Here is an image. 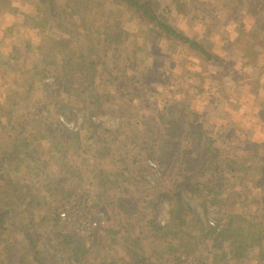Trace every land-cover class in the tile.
<instances>
[{"label": "rangeland", "instance_id": "374dc122", "mask_svg": "<svg viewBox=\"0 0 264 264\" xmlns=\"http://www.w3.org/2000/svg\"><path fill=\"white\" fill-rule=\"evenodd\" d=\"M92 1L102 8L59 0L62 27L35 14L37 0L0 10V259L38 264L28 233L46 264H264V0H158L217 65ZM76 11L103 14L91 36L74 35ZM50 35L74 38L70 52L91 46L98 75L66 91L70 52L43 61ZM231 213L260 239L241 257L246 242L220 235Z\"/></svg>", "mask_w": 264, "mask_h": 264}, {"label": "trees", "instance_id": "16d2710c", "mask_svg": "<svg viewBox=\"0 0 264 264\" xmlns=\"http://www.w3.org/2000/svg\"><path fill=\"white\" fill-rule=\"evenodd\" d=\"M85 2H88L86 5L89 6L90 4L95 8L98 9V7L102 8L100 2L92 1V0H84ZM112 2L117 3L119 5H122L126 11L131 12L132 17L139 19L141 22H149L153 24V30L157 31V33H160V35L166 37L168 40L172 41L173 43L181 42L183 45L189 47V49L200 58V60L204 64H216L220 61V56L218 53L213 51L211 48L206 46L202 41L193 38L186 34L183 30L179 29L176 25L172 24L163 14L160 12V2L158 0H112ZM12 0H0V10L2 8H10L12 7ZM184 4V3H182ZM36 15H42L48 25L50 19L58 20V26L62 27L64 26L63 24V18H61V14H59V10L61 9V6L59 4V0H37L36 4ZM99 10V9H98ZM91 11V10H90ZM91 13V12H90ZM56 14V15H54ZM79 12L72 13L70 16L71 17H77ZM59 16V17H58ZM103 16L102 13H99L98 15L94 16H79L78 15V22L79 24H75V34L74 35H79L81 37V29L85 31L84 33L87 32V36H91L92 33L95 31L93 28L95 24L98 22V20L101 19ZM116 17V15H114ZM91 17V18H90ZM121 17V16H120ZM35 19V16H34ZM87 25H90L91 28ZM57 26V27H58ZM35 27V26H34ZM56 29V28H55ZM54 29V31H55ZM69 29V28H65ZM69 32V31H68ZM100 33V31L98 30ZM74 39V38H73ZM72 38H65V36L59 35L57 37L55 36H49L48 40L45 41L44 43L42 42L40 44V50H41V56L43 61L48 60L49 57L55 59L54 55V49L60 47L62 53H67L70 52V49L72 47ZM89 42V41H87ZM82 44V41H80V45ZM51 47V51H49V48ZM17 49H13V52H11L10 55H8L7 58L10 59V61L13 63L14 66L21 62V57L19 56V48L16 47ZM62 49H65L66 51L63 52ZM88 51V52H87ZM28 51H26L27 53ZM87 52V53H86ZM93 52V49L91 46L89 48H86L82 51L80 49H75L73 52H70L69 55L66 57V59L63 60V64L61 65V75L60 77L64 79V86L65 90L69 92L77 91L79 84L77 86L75 83H77L78 80L80 79H89L90 76L93 75V77L97 76L98 73L96 71V64L100 63L99 58H93L91 56V53ZM53 56V57H52ZM1 53H0V60L1 58ZM92 58V59H91ZM51 61V60H49ZM105 63L102 59L101 64ZM17 70H22V67H20ZM80 75L76 76V75ZM82 77V78H81ZM33 87V84L30 85L28 91ZM52 85H46V91H50V88ZM10 95L7 96V94L4 95V97H9ZM16 102L14 101V105ZM7 108L6 112H4L2 115L6 116L7 114L12 113V109L8 110ZM2 111V109H0ZM6 126V122H1L0 121V127ZM77 134V133H75ZM59 138H56L54 141L56 143L59 141ZM24 142L26 141L27 143L29 142L26 140V138L22 139ZM60 144V141L58 142V145ZM9 186L6 187L7 190H5V194L9 193L8 190L10 191L11 186L13 184V179L11 176H9ZM72 195V194H71ZM2 199V197H0ZM179 203V202H177ZM179 209L178 211L181 213L182 209L185 207L183 202L179 203ZM186 208V207H185ZM179 212H176L173 214L174 218L181 217V214ZM7 210H4L0 207V243H1V236L3 235L4 231L6 230V218H7ZM57 217L59 218V213L56 214ZM179 215V216H178ZM197 217V214H195ZM194 216V218H196ZM228 224L221 229L220 235L224 240H232L235 242V244L239 245V242L245 241L246 243L244 244L241 253L239 254L240 257L244 255L248 248L252 245H255L254 239L257 240V242H260L259 237L255 238L257 233V229H255L254 223L246 216L240 213H231L228 215ZM184 222V221H182ZM246 235H254L253 239L250 240L247 239L245 236ZM28 238L30 239V243L32 247L34 248V260L38 262V264H46L43 259L39 256L41 254L39 249L37 248V244L34 243V238L32 237L31 234L27 233ZM245 251V252H244ZM14 254V253H13ZM12 254V255H13ZM11 252L6 253L5 255V261L0 259V264H14V262L11 259Z\"/></svg>", "mask_w": 264, "mask_h": 264}]
</instances>
